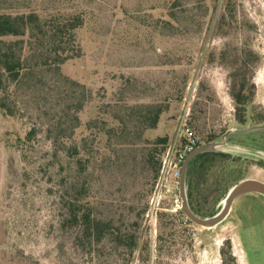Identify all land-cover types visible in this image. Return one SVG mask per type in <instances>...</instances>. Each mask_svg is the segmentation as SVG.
Wrapping results in <instances>:
<instances>
[{
	"label": "rangeland",
	"instance_id": "1",
	"mask_svg": "<svg viewBox=\"0 0 264 264\" xmlns=\"http://www.w3.org/2000/svg\"><path fill=\"white\" fill-rule=\"evenodd\" d=\"M53 3L0 0V11ZM59 7L84 15L77 57L44 67L35 51L20 80L0 84V264H264L260 193L237 197L213 228L162 212L156 233L144 219L160 168L154 142L171 135L193 90L199 145L226 143L206 152L212 161L188 166L193 212L217 215L238 182H264V0ZM241 88L245 106L232 96ZM28 133L31 141L19 142ZM82 202L90 218L76 222Z\"/></svg>",
	"mask_w": 264,
	"mask_h": 264
},
{
	"label": "trees",
	"instance_id": "2",
	"mask_svg": "<svg viewBox=\"0 0 264 264\" xmlns=\"http://www.w3.org/2000/svg\"><path fill=\"white\" fill-rule=\"evenodd\" d=\"M67 0H55L54 7L42 12L23 11L7 12L0 11V84L10 81L16 82L21 79L23 72L27 70L25 63L33 57V53L42 50L46 62L42 66H53V64H64L77 57L80 53L78 44L77 30L84 24V15L75 8L59 7V3ZM57 4V5H56ZM13 80V81H12ZM238 106H245L247 98L243 95V88L238 93L232 95ZM162 111H159L152 120L150 128L156 129ZM174 118H172L173 120ZM169 121L171 119H168ZM175 121V120H173ZM240 124L246 123L243 115L238 116ZM19 142L28 143L31 141V133H28L24 139L19 138ZM170 142V133L158 136L154 144L161 147V154L165 151ZM78 152L71 149V156H76ZM207 153L196 156L191 164L197 163V158L204 157V161H212V155ZM210 156V157H209ZM159 168V166H158ZM159 169L157 170L158 173ZM156 173V175H157ZM189 196V194H188ZM192 211H195L190 202ZM74 220L86 221L90 218V209L82 202L72 211ZM76 213V214H75ZM79 214H81L79 216ZM89 228V226H88ZM91 232V228L88 229Z\"/></svg>",
	"mask_w": 264,
	"mask_h": 264
},
{
	"label": "built area",
	"instance_id": "3",
	"mask_svg": "<svg viewBox=\"0 0 264 264\" xmlns=\"http://www.w3.org/2000/svg\"><path fill=\"white\" fill-rule=\"evenodd\" d=\"M194 100L193 90L191 95L184 99L181 111L175 119L170 142L160 157V168L144 211V219L151 232L157 233L162 212L175 215L183 213L178 180L187 155L200 144L199 137L191 125ZM173 184L177 186L173 195L170 196L169 189Z\"/></svg>",
	"mask_w": 264,
	"mask_h": 264
},
{
	"label": "water",
	"instance_id": "4",
	"mask_svg": "<svg viewBox=\"0 0 264 264\" xmlns=\"http://www.w3.org/2000/svg\"><path fill=\"white\" fill-rule=\"evenodd\" d=\"M224 145H226L225 141L223 143H207L197 146L192 152L187 155L181 169V175L179 178V194L182 199V212L194 224L204 228H213L221 224L228 217L231 211L232 204L237 197L253 192L264 195V182L255 179H244L238 182L234 187H232L228 195L225 197V205L223 209L217 215L203 218L196 215L192 211L188 201L186 188L188 166L196 156L206 152H211L216 147H222Z\"/></svg>",
	"mask_w": 264,
	"mask_h": 264
}]
</instances>
